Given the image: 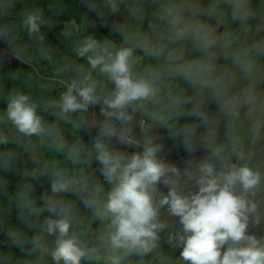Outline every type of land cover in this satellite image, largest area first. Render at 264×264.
<instances>
[{
	"label": "clouds",
	"instance_id": "obj_1",
	"mask_svg": "<svg viewBox=\"0 0 264 264\" xmlns=\"http://www.w3.org/2000/svg\"><path fill=\"white\" fill-rule=\"evenodd\" d=\"M121 5L127 19L112 26L121 45L84 37L75 52L90 70L51 102L61 116L101 106L104 119L96 125L87 162L99 163L110 189L101 197L102 185L61 173L51 181L52 193L79 184L78 194H88L82 204L106 227L97 237L105 264H124L131 256L144 264L158 252L162 233L181 249L182 264H264V236L250 234L251 226L264 223V169L256 162L264 156V11H255L252 0H104L111 14ZM89 9L104 15L94 4ZM24 23L30 36L44 40L39 10ZM92 70L107 77L110 91ZM37 108L29 95L15 92L5 116L27 137L50 134ZM141 110L151 121H138L142 142L132 134ZM183 117L198 123L181 124ZM154 126L182 142L190 156L184 168L161 157ZM113 140L142 150L128 154L113 147ZM199 149L204 155L196 158ZM79 152L73 147L68 155ZM45 203L50 216L43 231L55 241L49 248L40 236L32 238L38 259L98 260L100 248L88 247L72 231L77 218L71 206L51 197ZM165 216L178 218L183 229L178 238ZM8 236L22 248L16 234Z\"/></svg>",
	"mask_w": 264,
	"mask_h": 264
},
{
	"label": "rangeland",
	"instance_id": "obj_2",
	"mask_svg": "<svg viewBox=\"0 0 264 264\" xmlns=\"http://www.w3.org/2000/svg\"><path fill=\"white\" fill-rule=\"evenodd\" d=\"M80 1V2H79ZM0 0V148H2V173H0V235L2 239H10L8 233L16 234L18 239L32 240L40 236L42 241H55V236L43 231V223L50 216L45 203L46 197L61 201L71 206L77 223L72 231L90 248H100L97 255L99 264H105L104 249L97 239L101 232H106L105 225L92 219V212L86 208L81 200L87 193H79L80 185L73 186V191L53 194L51 181L58 174H64L68 179L87 182L89 185L100 184L104 193L110 189L100 174V165L93 158L89 164L88 153L92 150L93 139L98 133V123L104 118L100 116V105L90 107L87 111L61 116L59 109L51 106V102L58 101L66 91L67 85L74 79H80L90 70L85 59L77 56L76 46L86 36H93L100 42L108 41L119 47L122 38L112 26L127 19L124 5L120 10L111 14L104 7V0ZM82 3L93 15L83 11ZM96 5L104 12L98 16L89 9V5ZM255 11H264V0H252ZM149 13L151 6H146ZM39 10L44 23L41 25V34L44 40H38L37 35H29L24 23L26 16ZM99 21V24L97 22ZM74 22V23H73ZM253 22H256L254 19ZM147 24V22H146ZM146 26V25H145ZM237 25H233L236 27ZM64 47V50H63ZM63 50V51H62ZM11 52L12 54L3 52ZM14 54V55H13ZM21 56L22 58L15 57ZM16 59L20 64L33 68L37 78V91L26 93L25 78L14 80V70L18 68L12 62ZM81 69V70H80ZM95 80L104 85L105 91L113 87L107 77L92 70ZM59 80L60 83L53 81ZM34 87V81H33ZM21 92L30 96L37 105V114L42 117L46 126H51L50 134L27 137L20 133L11 121H8L5 112L11 94ZM49 104V107H45ZM217 105H209L211 111ZM54 114V116H52ZM140 119L151 123L143 110L137 115ZM137 120V116H136ZM194 118L183 117L180 123H194ZM132 134L142 142L138 123L133 125ZM151 135L158 137L163 150L161 157L178 167L184 168L190 158L179 139H172L166 128L154 126ZM223 135V132H221ZM49 136L50 139H47ZM55 141V144H54ZM64 147L59 149V144ZM116 149L132 154L141 151V147L120 145L112 142ZM79 148V155L69 156V150ZM204 155L202 149L194 153L196 158ZM264 169V156L256 161ZM162 191H167L163 185ZM170 224H175L176 237L183 233L178 218L164 217ZM250 234L257 237L264 236V223L251 226ZM161 244L158 252L145 258L144 264H182L179 253L181 249L175 247V240L169 242L167 233L161 234ZM139 258L131 256L124 264H138Z\"/></svg>",
	"mask_w": 264,
	"mask_h": 264
},
{
	"label": "crops",
	"instance_id": "obj_3",
	"mask_svg": "<svg viewBox=\"0 0 264 264\" xmlns=\"http://www.w3.org/2000/svg\"><path fill=\"white\" fill-rule=\"evenodd\" d=\"M64 50V47H63ZM62 50V51H63ZM4 54L11 52L4 51ZM14 55V54H13ZM18 58H22L21 56H16ZM17 70H14V80L18 77H24V85L27 87L26 93L37 91V78L35 75L33 68H30L28 65H23L19 63ZM81 70V69H80ZM72 79L75 77L71 76ZM34 81V87H33ZM54 82L60 83L59 80L53 79ZM54 116V114H52ZM47 139H50L49 136ZM0 173H2V148H0ZM2 183L0 182V189ZM0 202H2V198L0 197ZM21 240V239H20ZM23 246L17 247L14 245L12 239H2V235H0V264H53L50 256H45L42 260L38 259V253H33L31 251L32 244L31 240H22ZM43 243L51 248L54 246V241H43ZM84 243V242H83ZM87 245L86 243H84ZM88 246V245H87ZM89 247V246H88ZM82 264H99L98 260H83Z\"/></svg>",
	"mask_w": 264,
	"mask_h": 264
},
{
	"label": "trees",
	"instance_id": "obj_4",
	"mask_svg": "<svg viewBox=\"0 0 264 264\" xmlns=\"http://www.w3.org/2000/svg\"><path fill=\"white\" fill-rule=\"evenodd\" d=\"M80 5H81V8H82V10L83 11H85V12H87L88 14H90L91 16H93L91 13H90V11L82 4V3H80ZM140 120V115L138 114L137 115V123H138V121ZM146 122V121H145ZM146 123H148V122H146Z\"/></svg>",
	"mask_w": 264,
	"mask_h": 264
},
{
	"label": "water",
	"instance_id": "obj_5",
	"mask_svg": "<svg viewBox=\"0 0 264 264\" xmlns=\"http://www.w3.org/2000/svg\"><path fill=\"white\" fill-rule=\"evenodd\" d=\"M79 1V0H78ZM80 2V1H79ZM98 24H99V21L97 20ZM12 62L15 64V67H18L19 66V61L16 60V59H12Z\"/></svg>",
	"mask_w": 264,
	"mask_h": 264
}]
</instances>
